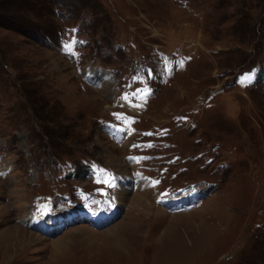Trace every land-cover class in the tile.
Returning <instances> with one entry per match:
<instances>
[{"label": "rangeland", "instance_id": "1", "mask_svg": "<svg viewBox=\"0 0 264 264\" xmlns=\"http://www.w3.org/2000/svg\"><path fill=\"white\" fill-rule=\"evenodd\" d=\"M0 264H264V0H0Z\"/></svg>", "mask_w": 264, "mask_h": 264}, {"label": "bare ground", "instance_id": "2", "mask_svg": "<svg viewBox=\"0 0 264 264\" xmlns=\"http://www.w3.org/2000/svg\"><path fill=\"white\" fill-rule=\"evenodd\" d=\"M142 197V195H139V197H134V198H131L132 199V202L130 201V198H129V202L131 203V204H133V205H138V207L139 206H141V207H145V210L147 209V206H148V204L145 202V200L144 199H142L141 198ZM123 198V197H122ZM173 221V220H172ZM125 225V224H124ZM121 226H123V225H121ZM16 227V226H15ZM14 229V228H13ZM122 229H123V227H122ZM14 231V230H13ZM24 232V231H23ZM28 234L29 235H32L31 233H29L28 232ZM115 234V233H114ZM10 235V234H9ZM12 235V234H11ZM19 236V235H18ZM20 238H22V237H20Z\"/></svg>", "mask_w": 264, "mask_h": 264}, {"label": "snow or ice", "instance_id": "3", "mask_svg": "<svg viewBox=\"0 0 264 264\" xmlns=\"http://www.w3.org/2000/svg\"><path fill=\"white\" fill-rule=\"evenodd\" d=\"M69 51L71 52V49L70 48H69ZM244 79L250 81L251 80V76H245ZM106 183H107V181H106Z\"/></svg>", "mask_w": 264, "mask_h": 264}]
</instances>
